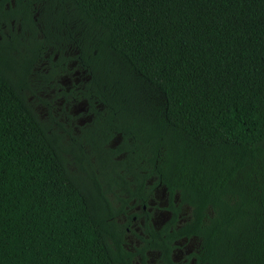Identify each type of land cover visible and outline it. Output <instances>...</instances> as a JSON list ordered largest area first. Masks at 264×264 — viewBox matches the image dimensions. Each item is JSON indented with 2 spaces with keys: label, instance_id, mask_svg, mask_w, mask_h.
I'll return each mask as SVG.
<instances>
[{
  "label": "trees",
  "instance_id": "obj_1",
  "mask_svg": "<svg viewBox=\"0 0 264 264\" xmlns=\"http://www.w3.org/2000/svg\"><path fill=\"white\" fill-rule=\"evenodd\" d=\"M13 1L40 5L48 32L53 19L66 30L92 64L91 82L106 85L94 96L135 102L118 130L133 139L130 160L148 161L169 194L173 217L148 228L146 242L160 264H173L175 241L194 237L196 264H264V0ZM5 48L0 264H134L116 218L127 202L113 206L93 155L75 145L69 159L19 94L8 74L19 64ZM114 174L124 194L146 190L143 171ZM180 206L189 215L178 225Z\"/></svg>",
  "mask_w": 264,
  "mask_h": 264
},
{
  "label": "flooded vegetation",
  "instance_id": "obj_2",
  "mask_svg": "<svg viewBox=\"0 0 264 264\" xmlns=\"http://www.w3.org/2000/svg\"><path fill=\"white\" fill-rule=\"evenodd\" d=\"M39 9L40 5L35 3H19L17 6L13 0H0V51L6 47L7 56L13 57L19 64L16 71L9 70L8 74L19 83V94L37 118L58 134L61 143H65L69 150V159H74L71 155L75 145L87 155H93L90 157L93 164L95 162L94 165L101 172H106V175L102 173L105 179L103 183L106 185L115 184L112 179L115 177V171L121 174L127 170L143 171L146 190L136 197L124 194L119 202H127V205L116 218L124 217L123 221L117 222L123 228L124 235L130 233L136 240L134 245L124 243V247L136 254V264H141L142 261L138 251H143L148 264V253L157 251L146 248L149 239L148 228L154 229L156 226L153 217L156 214L162 217L163 214L166 215L165 218L159 217L157 228L154 229L160 232L170 222L173 214L169 209L170 200L166 189L157 182L156 177L148 176L151 168L149 162L135 163L130 160L133 139L126 138L130 143L127 149L126 139L118 130L132 119L121 111L129 114L136 111L135 102L130 105L131 100L94 96V87L105 90L106 85H95L91 82L92 64L88 62L86 54L72 46L66 30L60 31L54 19L50 25L51 33L48 32ZM61 33L62 38H57L61 37ZM15 39L18 44L16 50L12 51L11 44ZM84 175L88 179V174ZM107 175L109 178L106 180ZM127 179L133 180L131 177ZM173 202L178 205L177 196ZM182 209L183 206H180L177 214L178 225L183 223ZM132 211L136 213L132 214ZM134 222H137V234L130 232ZM184 239L187 238L175 241L174 248L177 242ZM195 252L191 254L194 261ZM171 261L175 264L172 252Z\"/></svg>",
  "mask_w": 264,
  "mask_h": 264
},
{
  "label": "rangeland",
  "instance_id": "obj_3",
  "mask_svg": "<svg viewBox=\"0 0 264 264\" xmlns=\"http://www.w3.org/2000/svg\"><path fill=\"white\" fill-rule=\"evenodd\" d=\"M68 167L70 171H72L73 173H76V174L79 173L85 178L84 173H82L81 171H78L75 165L71 161ZM102 173L106 175V172H99V174L97 175V178H98L97 180L101 183H103L105 180L102 177ZM107 176H106V180L109 178V176L108 177ZM103 184H104V189L107 190V195L109 196L113 206L116 209H119L121 206L119 199L124 197L123 190L118 185L113 184V183H110V184L107 183V185L106 183H103ZM131 213L135 214L136 212L132 211ZM181 213H182L181 222H185L188 219L189 208L186 206H183ZM159 217H162V216L156 214L153 217V222L156 224V226H154V229L157 228V221L160 220ZM165 217L166 215L163 214L162 218H165ZM123 220H124V217L122 216L117 218L118 222H121ZM137 222H134V224L130 227V232L135 233V234L138 233ZM123 237H124L125 244L127 245H134L136 243L134 236L130 233H127ZM199 246H200V242L196 238L180 240L179 242L176 243L175 248L172 251L173 262L175 264H195V261L191 257V254L195 251H198ZM134 263L135 264L137 263V259L134 260ZM148 264H159V253L157 251H150L148 253Z\"/></svg>",
  "mask_w": 264,
  "mask_h": 264
}]
</instances>
